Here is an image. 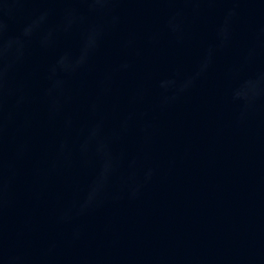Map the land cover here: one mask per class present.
Listing matches in <instances>:
<instances>
[{
  "label": "water",
  "instance_id": "1",
  "mask_svg": "<svg viewBox=\"0 0 264 264\" xmlns=\"http://www.w3.org/2000/svg\"><path fill=\"white\" fill-rule=\"evenodd\" d=\"M0 264H264V0H0Z\"/></svg>",
  "mask_w": 264,
  "mask_h": 264
}]
</instances>
